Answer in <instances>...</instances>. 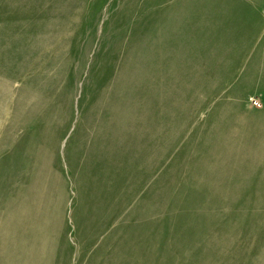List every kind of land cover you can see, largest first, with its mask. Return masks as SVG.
I'll return each instance as SVG.
<instances>
[{"label":"rangeland","instance_id":"1","mask_svg":"<svg viewBox=\"0 0 264 264\" xmlns=\"http://www.w3.org/2000/svg\"><path fill=\"white\" fill-rule=\"evenodd\" d=\"M0 264H264V0H0Z\"/></svg>","mask_w":264,"mask_h":264}]
</instances>
